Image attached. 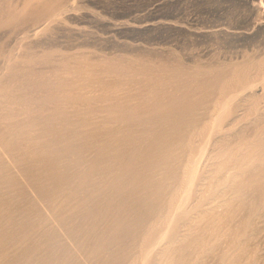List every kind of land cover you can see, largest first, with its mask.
Here are the masks:
<instances>
[{"label":"rangeland","instance_id":"374dc122","mask_svg":"<svg viewBox=\"0 0 264 264\" xmlns=\"http://www.w3.org/2000/svg\"><path fill=\"white\" fill-rule=\"evenodd\" d=\"M259 72L264 0H0V264H264Z\"/></svg>","mask_w":264,"mask_h":264},{"label":"bare ground","instance_id":"6f19581e","mask_svg":"<svg viewBox=\"0 0 264 264\" xmlns=\"http://www.w3.org/2000/svg\"><path fill=\"white\" fill-rule=\"evenodd\" d=\"M261 75V72H259L258 73V76H255L254 77V80L253 81H251L249 84H247V87H246V89H253L254 88V83L256 82V81H264V73L261 75V77L262 78H260L259 76ZM242 79V78H241ZM244 79V78H243ZM258 79H261V80H258ZM246 80V79H245ZM248 81V80H247ZM236 82V81H235ZM240 82H242V81H240ZM244 82V81H243ZM246 82V81H245ZM244 84V83H243ZM238 86V85H237ZM239 87H240V85H239ZM238 87V88H239ZM222 88V87H221ZM242 88V87H241ZM237 94V93H236ZM228 96V95H227ZM224 97H226V96H224ZM248 97L249 98H251L252 99V101H254V103H253V105H254V108L255 109H257V107H258V104H259V100H260V95H257L256 93H253V92H251V94L250 95H248ZM222 98H223V96H222ZM221 98V101L223 100ZM227 98V97H226ZM247 100V99H246ZM232 101H233V97H229V99H227L223 104H220V105H216V108L218 109V112L219 113H222V114H231V112L233 111V109H234V107H233V105H232ZM218 103V102H217ZM250 103H252V102H250ZM249 103V104H250ZM251 106V105H250ZM248 108V107H247ZM223 118V117H222ZM221 121V120H220ZM220 121H218L217 122V120H216V122H217V124L216 123H214V125H218V123L220 122ZM215 122V121H214ZM213 125V124H212ZM218 127H219V125H218ZM213 128L215 129V127L213 126ZM180 134V133H179ZM261 145V144H260ZM260 145H258V146H260ZM257 147V146H256ZM261 147H263V146H261ZM253 148V147H252ZM169 149H171L172 150V147H170ZM168 149V150H169ZM260 151V150H259ZM262 151V150H261ZM164 152V151H163ZM264 152V151H263ZM160 153H162V152H160ZM159 153V154H160ZM163 154V153H162ZM162 154H160L161 156H162ZM167 155H171V154H169V152L167 153ZM261 155V154H260ZM158 156V155H157ZM263 156V155H262ZM169 157V156H168ZM166 158H167V156H166ZM260 158V157H259ZM257 159V158H256ZM259 160V159H258ZM261 162V161H260ZM256 166V165H255ZM258 166V165H257ZM256 166V167H257ZM260 168V167H259ZM258 168V169H259ZM243 177V176H242ZM241 177V178H242ZM246 179H248L247 177H246ZM26 180V179H25ZM179 180V179H178ZM227 180V179H226ZM240 180V179H239ZM242 180V179H241ZM257 181V180H256ZM255 181V182H256ZM7 183V182H6ZM10 183V182H9ZM12 184H14V183H12ZM254 184V183H253ZM256 184V183H255ZM257 185V184H256ZM247 186H249V185H247ZM251 186V185H250ZM252 187H253V185H252ZM21 188H22V186H21ZM248 189V188H247ZM252 189V188H251ZM25 191V190H24ZM259 191V190H258ZM242 195V194H241ZM152 207V206H151ZM148 213V212H147ZM151 213V212H150ZM5 221H7V220H5ZM252 223V222H251ZM251 226V225H250ZM234 228H236V227H234ZM203 242V241H202ZM101 247V246H100ZM95 254H97V252L95 253ZM96 256V255H95Z\"/></svg>","mask_w":264,"mask_h":264}]
</instances>
